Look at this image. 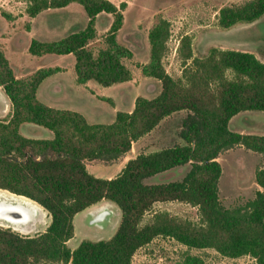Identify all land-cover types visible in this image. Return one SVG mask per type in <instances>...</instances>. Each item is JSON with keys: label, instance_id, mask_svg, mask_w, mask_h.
Wrapping results in <instances>:
<instances>
[{"label": "trees", "instance_id": "obj_1", "mask_svg": "<svg viewBox=\"0 0 264 264\" xmlns=\"http://www.w3.org/2000/svg\"><path fill=\"white\" fill-rule=\"evenodd\" d=\"M24 1L30 17L70 3L78 4L86 15L82 27L60 38H31L30 54H73L78 84L94 80L109 86L132 78L123 59H130L133 52L116 38L123 24L124 1L119 5L111 0ZM100 13L110 14L112 21L103 36L104 47L94 53L87 46L96 36ZM262 15L264 0H245L222 5L217 24L228 28ZM169 31V21L158 18L147 34L149 58L139 65L143 75L159 81L160 91L150 98L136 96L131 111L117 110L108 123L89 122L78 111L41 102L36 96L39 84L60 68L40 67L17 77L0 50V88L10 102L8 116L0 118V189L31 199L50 217L45 230L34 235L0 225V264H131L134 253L159 236L186 247L182 264H205L200 255L190 252L204 248L230 258L248 255L256 264H264V164L255 166L254 196L226 207L218 196L222 170L217 160L234 146L264 156V134L229 127L238 112L264 111V61L249 51L214 46L203 56H193L185 35L181 76L174 78L162 64ZM179 110L185 111L177 133L180 142L139 152L110 178L87 170L89 161L111 163L125 156L134 141ZM25 122L49 129L52 137L21 134L19 125ZM185 163L189 169L178 180L146 181ZM102 199L115 203L120 211L114 233L105 239H82L69 248L73 216ZM164 202L195 206L198 222L153 209Z\"/></svg>", "mask_w": 264, "mask_h": 264}, {"label": "rangeland", "instance_id": "obj_2", "mask_svg": "<svg viewBox=\"0 0 264 264\" xmlns=\"http://www.w3.org/2000/svg\"><path fill=\"white\" fill-rule=\"evenodd\" d=\"M111 1L116 5L125 2L122 10L123 24L116 38L120 44L133 52L130 59H123L133 76L128 81L109 86L89 80L85 86L75 81L73 54L32 55L28 51L29 42L33 37L54 39L82 27L86 22L83 9L73 4L64 9L47 10L36 17H30L26 13V1L0 0V45L8 51L15 74L18 77H26L38 67L59 66L62 69L45 78L39 85L37 98L41 102L55 108L78 111L89 122L108 123L113 121L116 110H127L134 96L148 98L155 96L160 91L159 81L143 75L139 65L147 62L149 58L148 30L160 17L170 23L162 64L166 72L174 78L181 76L183 64L181 39L185 35L190 38L189 47L193 56H203L214 46L249 51L264 61V15L252 22L236 23L228 28H222L217 24V12L222 5L238 4L245 0ZM111 21L110 14L98 15L95 24L96 36L87 46L94 53L104 47L103 36ZM102 97L112 98L114 103ZM3 105L0 97V111ZM184 114V110H179L169 115L154 130L141 136L126 155L133 156L139 152H149L180 142L177 133L180 119ZM231 129L242 133L264 134V111L245 110L237 113L231 119ZM18 130L27 137H52L49 129L30 122L20 124ZM217 160L222 170L218 180V196L221 203L226 207H234L252 198L258 188L254 178L255 166L264 164V156L242 146H234L220 153ZM88 163L87 170L95 176L106 178L108 175L117 174L115 172L117 164L96 163L94 160ZM188 169L189 164L185 163L155 174L146 181L178 180ZM4 192L14 194L7 190ZM113 204L112 212L107 214L106 219H101L103 216L91 215L90 209L87 208L77 212L74 218V235L67 240L68 247L74 248L86 238L91 240L108 238L112 223L120 219V215L117 214L118 207ZM153 209L166 210L170 214L195 223L199 219L197 208L186 203L164 202L155 205ZM42 212L39 220V222L42 220L41 224L36 223V228L31 223L38 220L39 216L18 230L27 232L28 235L43 231L49 221V215L44 209ZM149 217L150 214H147L144 220ZM0 225L10 227L13 224L0 219ZM185 249L184 245L174 239L159 236L152 243L137 250L132 258V264H182L181 254ZM190 252L200 255L205 264H256L248 255L233 259L220 255L212 248L191 249Z\"/></svg>", "mask_w": 264, "mask_h": 264}, {"label": "crops", "instance_id": "obj_3", "mask_svg": "<svg viewBox=\"0 0 264 264\" xmlns=\"http://www.w3.org/2000/svg\"><path fill=\"white\" fill-rule=\"evenodd\" d=\"M73 4H75V3H70V4H68L67 6H65V7H63V8H58V9H55V10H60V9H64V8H67L68 6H71V5H73ZM76 5H78V4H76ZM79 6V5H78ZM54 10V11H55ZM47 10H45V11H42V12H40L39 14H41V13H43V12H46ZM39 14H37V15H39ZM36 15V16H37ZM35 16V17H36ZM66 34V33H65ZM65 34H63V35H65ZM63 35H61V36H59V37H57V38H60V37H62ZM34 38V37H33ZM57 38H54V39H57ZM36 39H39V38H36ZM39 40H46V39H39ZM48 40H51V39H48ZM0 47L1 48H3V49H0V50H2L3 51V53L5 54V56L7 57V59L9 60V63H10V65H11V67L13 68V66H12V61H11V58H10V56H9V54H8V51L4 48V47H2L1 45H0ZM57 55H59V54H57ZM55 67H59V66H55ZM38 68H40V67H38ZM60 68V70H58L57 72H60L62 69H61V67H59ZM36 70V69H35ZM13 71H14V69H13ZM57 72H55V73H57ZM15 73V72H14ZM55 73H53V74H55ZM53 74H51V75H53ZM16 75V74H15ZM50 75V76H51ZM17 76V75H16ZM132 76H133V74H132ZM18 77V76H17ZM49 77V76H48ZM47 78V77H46ZM44 80V79H43ZM42 80V81H43ZM41 81V82H42ZM89 81V80H88ZM87 81V82H88ZM128 81V80H127ZM87 82L84 84L85 86H87ZM41 84V83H40ZM39 84V85H40ZM39 87V86H38ZM38 89V88H37ZM0 94H1V98H2V100H3V103H4V105H3V107H2V109H1V111H0V118H6L7 116H8V113H9V110H10V102H9V99H8V97L5 95V93L1 90V88H0ZM3 95H5V97H3ZM36 96H37V90H36ZM138 96V95H137ZM135 97L136 96H134L132 99H131V103H130V105H129V107L127 108V110H123V111H131L132 110V108H133V106H134V99H135ZM109 99H111V101H112V104L114 103L113 102V99L112 98H109ZM117 111V110H116ZM239 113V112H238ZM115 115V114H114ZM236 115V114H235ZM234 115V116H235ZM234 116H232L231 117V119L234 117ZM168 117V116H167ZM167 117H165L164 119H166ZM87 119V118H86ZM163 119V120H164ZM231 119L229 120V127L231 128ZM162 120V121H163ZM161 121V122H162ZM160 122V123H161ZM159 123V124H160ZM158 124V125H159ZM157 125V126H158ZM20 126V125H19ZM156 126V127H157ZM155 127V128H156ZM154 130V129H153ZM152 131V130H151ZM150 131V132H151ZM149 132V133H150ZM148 134V133H147ZM146 134V135H147ZM38 138V137H37ZM140 139H137L136 141H134L133 143H132V147H133V144L134 143H137L138 141H139ZM131 147V148H132ZM231 149V148H230ZM230 149H228V150H230ZM130 152V151H129ZM128 152V153H129ZM127 153V154H128ZM133 156H135V155H133ZM132 155H125L121 160H116V161H113V162H111L112 164H117V168H116V170H115V172L116 173H118V171L122 168V166L124 165V163H125V161L128 159V158H131V157H133ZM92 162V161H91ZM96 163L98 162V161H95ZM87 164H89L88 162L86 163V165ZM109 164V163H108ZM110 177H112L111 175H108V176H106V178H110ZM158 204H160V203H156L155 205H158ZM114 206V204L111 202V201H109V200H105V199H102V200H100L99 202H97L96 204H93V205H91V206H89V207H87V209H90L89 210V213L91 214V215H94V216H96V215H99V216H103V218H101V219H106V216H107V214L109 213V212H112V207ZM42 208V207H41ZM43 209V208H42ZM117 214L118 215H120V211H119V209H118V211H117ZM74 218H75V215L73 216V225H74V229H75V222H74ZM43 219V218H42ZM39 220H40V218H38V220H34L33 221V223H31L33 226L35 225V228H36V223H38V224H41V221L39 222ZM49 221H50V217H49ZM49 221H48V223H49ZM118 222H119V220H116V221H114L113 223H112V225H111V232H110V236L114 233V231L116 230V227H117V225H118ZM48 223H47V225H48ZM46 225V226H47ZM10 227L12 228V229H14V230H17L19 233H21V234H24V235H28V234H26L27 232H23V231H20V230H18V229H15L14 227H13V225H10ZM34 228V229H35ZM46 228V227H45ZM45 230V229H44ZM43 230V231H44ZM42 232V231H41ZM110 236H108V237H110ZM155 239H157V237L156 238H154L151 242H149L148 244H150V243H152ZM66 244H67V242H66ZM148 244H146V245H148ZM145 245V246H146ZM68 246V245H67ZM69 248H71V249H73L72 247H69ZM140 249V248H139ZM137 252V251H136ZM135 252V253H136ZM135 253H134V255H135ZM133 255V256H134ZM243 257V256H242ZM238 258H241V256L240 257H236V258H233V259H238ZM252 260H254L253 258H251ZM132 262H133V259H132ZM132 262H131V264H132Z\"/></svg>", "mask_w": 264, "mask_h": 264}, {"label": "bare ground", "instance_id": "obj_4", "mask_svg": "<svg viewBox=\"0 0 264 264\" xmlns=\"http://www.w3.org/2000/svg\"><path fill=\"white\" fill-rule=\"evenodd\" d=\"M42 214V208L31 199L0 191V219L10 222L14 228L20 229Z\"/></svg>", "mask_w": 264, "mask_h": 264}, {"label": "built area", "instance_id": "obj_5", "mask_svg": "<svg viewBox=\"0 0 264 264\" xmlns=\"http://www.w3.org/2000/svg\"><path fill=\"white\" fill-rule=\"evenodd\" d=\"M95 220H97V219L95 218Z\"/></svg>", "mask_w": 264, "mask_h": 264}]
</instances>
